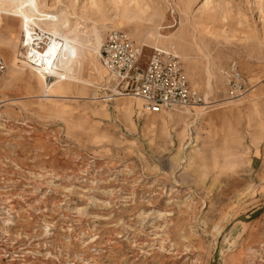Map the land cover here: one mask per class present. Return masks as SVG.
Wrapping results in <instances>:
<instances>
[{
    "label": "rangeland",
    "instance_id": "rangeland-1",
    "mask_svg": "<svg viewBox=\"0 0 264 264\" xmlns=\"http://www.w3.org/2000/svg\"><path fill=\"white\" fill-rule=\"evenodd\" d=\"M33 1L78 38L124 29L147 57L173 48L204 102L148 112L94 55L99 87L46 91L21 68L20 18L0 10V264H264V0Z\"/></svg>",
    "mask_w": 264,
    "mask_h": 264
},
{
    "label": "built area",
    "instance_id": "built-area-1",
    "mask_svg": "<svg viewBox=\"0 0 264 264\" xmlns=\"http://www.w3.org/2000/svg\"><path fill=\"white\" fill-rule=\"evenodd\" d=\"M38 43L34 44L37 53L43 48ZM178 58L173 48L155 49L147 57L142 45L124 29H111L101 48V60L116 82V94L139 98L144 109L154 113L201 106L204 102L200 92L189 83ZM5 70L0 50V79ZM224 74L232 97L240 96L243 77L239 64L231 62Z\"/></svg>",
    "mask_w": 264,
    "mask_h": 264
},
{
    "label": "bare ground",
    "instance_id": "bare-ground-1",
    "mask_svg": "<svg viewBox=\"0 0 264 264\" xmlns=\"http://www.w3.org/2000/svg\"><path fill=\"white\" fill-rule=\"evenodd\" d=\"M36 2L33 0H0V10L20 18L21 21V42L24 47L26 46V51L23 55L27 59L22 61L23 65L21 68L27 71L30 78H36L43 84L46 91H49L54 84L62 89L65 83H69L75 88L80 85L99 87V83L90 81L84 75L91 55L96 56V58L100 56L101 60L100 48H102L103 41L101 35L98 33L99 31L97 32L94 29L91 36L78 38L77 34L79 32L77 34L73 33L75 29H72L69 18L67 15H64L65 12L61 11L55 12L56 14H49ZM123 16L129 19H143L139 12L131 13L130 11H124ZM153 16L155 15L150 16L147 20L152 21L153 28L158 30L159 25L153 19ZM46 34L49 42L37 53L34 44H39L38 42L42 43V35ZM153 37L155 40L157 38L159 40L172 39L170 36L161 35L159 32L153 33ZM175 40H178V38L176 37ZM77 47H80L81 50L79 51ZM95 66L101 77L105 78L107 73L111 77V74L103 63L99 65L96 63ZM9 72L13 73V67L9 68L8 74ZM48 77H53L54 81L51 82L48 80ZM95 95L96 91L92 93V98H95Z\"/></svg>",
    "mask_w": 264,
    "mask_h": 264
},
{
    "label": "water",
    "instance_id": "water-1",
    "mask_svg": "<svg viewBox=\"0 0 264 264\" xmlns=\"http://www.w3.org/2000/svg\"><path fill=\"white\" fill-rule=\"evenodd\" d=\"M258 213H259V210L256 211V212L253 214V217L256 216Z\"/></svg>",
    "mask_w": 264,
    "mask_h": 264
},
{
    "label": "crops",
    "instance_id": "crops-1",
    "mask_svg": "<svg viewBox=\"0 0 264 264\" xmlns=\"http://www.w3.org/2000/svg\"><path fill=\"white\" fill-rule=\"evenodd\" d=\"M110 79H111V77L109 78V80H110ZM109 80H108V81H109ZM106 82H107V80H106Z\"/></svg>",
    "mask_w": 264,
    "mask_h": 264
}]
</instances>
